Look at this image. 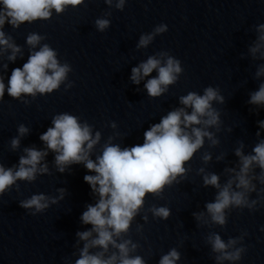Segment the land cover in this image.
I'll return each instance as SVG.
<instances>
[{
    "label": "clouds",
    "instance_id": "obj_1",
    "mask_svg": "<svg viewBox=\"0 0 264 264\" xmlns=\"http://www.w3.org/2000/svg\"><path fill=\"white\" fill-rule=\"evenodd\" d=\"M104 2L112 4V0ZM83 3L84 0H0L3 5L0 10V29L6 21L18 28L24 22L49 19L52 9L57 14H62L66 6L75 7ZM124 3L125 0H117L116 7L123 9ZM109 23L107 19L95 21L100 31H104ZM166 30L165 25H160L155 28L154 34ZM258 31V42L250 49L253 55L264 47V24L259 25ZM41 39V36L32 33L28 35L27 43L35 47ZM152 39L153 35L141 36L138 47H146ZM0 45L11 48L12 54L8 59L15 61L20 48L10 44L9 38H5L2 30ZM56 55V52L45 44L39 51L32 53L22 67L12 69L8 78V95L13 98H20L22 94L34 97L37 92L45 94L58 89L70 69L67 64L61 66ZM261 57L264 58V53H261ZM4 67L6 69L7 65ZM153 70H157L158 75L148 79L144 85L147 94L152 98L167 92L168 86L176 83L177 74L182 72L179 60L169 56L162 65L161 60L149 57L146 62L132 68L131 80L134 84H139ZM262 73L264 67L260 68L257 76ZM4 95L5 83L3 77H0V100ZM179 101L184 107L168 112L161 117L159 123L152 124L143 133V143L124 148L118 144L106 143L102 154L95 160L90 158V154L101 139L100 132H96L93 137L91 127L87 123L78 122L76 116L66 113L56 115L52 120V127L39 137L46 145V150L25 148V155L19 158L18 166L5 168L0 164V194L10 190L18 180L32 182L36 180L38 173L50 174L47 164L41 165L49 150L56 153L54 163L61 173L71 165L83 164L89 172L95 173L86 174L83 179L90 185L92 193L98 196V200L95 204H87L86 210L80 216L81 222L91 227L76 233L79 241H84V244L75 264H146L145 258L138 254L141 244L131 237L132 225L137 216H142L146 223L148 221L147 213L143 212L146 196L151 194L153 198L163 199L166 186L170 188L174 183L179 184L187 179L191 168L185 165L192 161L194 154L203 147L205 137L211 142V146L220 143L214 133L207 130L210 127L220 130V112L212 106L213 101L224 103V97L219 94L218 89L207 87L203 95L189 92L181 96ZM249 103L264 105V83L258 91L251 94ZM189 108L190 113L186 111ZM112 126L115 127V124ZM259 127L264 129V120L259 121ZM28 131L23 125L18 128L20 137ZM256 135L260 136V132ZM111 139L110 137L109 140ZM19 144V137L11 140L13 150L17 149ZM243 147L241 142L240 147L235 149V155L239 157V170L233 167L225 168L226 173L233 175H230L223 185L216 173H206L203 167L197 170L198 174H203V186L217 189L214 201L206 203L205 208L211 222L222 227L227 224L226 210L248 209L255 212L258 210V204L264 206V187L257 188V184L253 182L258 181L264 186V139H261L249 154H244ZM211 158V153L208 152L201 156L204 164ZM221 159L223 155L217 157V160ZM257 168L259 173L255 171ZM16 188L19 190V185H16ZM59 191L62 199L65 190ZM254 192L256 199H251ZM49 199L51 203H57L56 198L34 194L31 198L21 201L20 206L42 212L49 206ZM147 212H151L153 218L160 220H167L171 215L169 207L155 204L149 206ZM193 216L198 222L208 223L204 212L193 213ZM135 231L142 233L143 225L136 224ZM261 231H264V228H261ZM243 235H247V232ZM242 239L243 236L229 238L225 242L219 234L212 233L208 242L212 251L220 254L216 256L217 261H240L247 249L234 246ZM91 249L96 251L92 252ZM179 259L180 253L176 248H172L161 256L159 264H176Z\"/></svg>",
    "mask_w": 264,
    "mask_h": 264
}]
</instances>
